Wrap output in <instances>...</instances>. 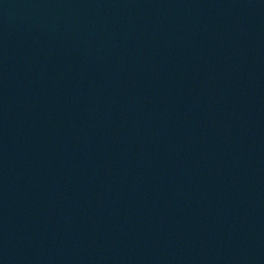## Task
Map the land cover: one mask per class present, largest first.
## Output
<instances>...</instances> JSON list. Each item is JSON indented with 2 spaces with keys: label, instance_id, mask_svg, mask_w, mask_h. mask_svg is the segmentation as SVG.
Instances as JSON below:
<instances>
[{
  "label": "water",
  "instance_id": "1",
  "mask_svg": "<svg viewBox=\"0 0 264 264\" xmlns=\"http://www.w3.org/2000/svg\"><path fill=\"white\" fill-rule=\"evenodd\" d=\"M0 264H264V0H0Z\"/></svg>",
  "mask_w": 264,
  "mask_h": 264
}]
</instances>
